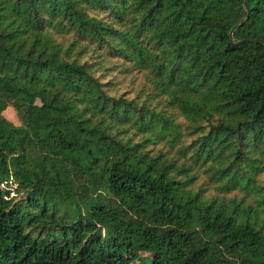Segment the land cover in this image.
<instances>
[{
    "label": "trees",
    "instance_id": "16d2710c",
    "mask_svg": "<svg viewBox=\"0 0 264 264\" xmlns=\"http://www.w3.org/2000/svg\"><path fill=\"white\" fill-rule=\"evenodd\" d=\"M263 175L264 0H0V264H264Z\"/></svg>",
    "mask_w": 264,
    "mask_h": 264
},
{
    "label": "rangeland",
    "instance_id": "374dc122",
    "mask_svg": "<svg viewBox=\"0 0 264 264\" xmlns=\"http://www.w3.org/2000/svg\"><path fill=\"white\" fill-rule=\"evenodd\" d=\"M106 67L110 71L105 81H112L116 84L117 92H127L129 97L135 96L137 93L150 92L149 87L145 85L144 77L142 73L135 72L129 68L122 66V63L118 60L108 61ZM3 118L12 123L15 126L19 125V120L17 118L16 112L12 107L6 108L2 113ZM264 183V175L261 177ZM3 189V186L1 187ZM13 190V188H12ZM212 194L213 192H209ZM11 197L13 194L11 193ZM23 195H18L17 200L23 199Z\"/></svg>",
    "mask_w": 264,
    "mask_h": 264
}]
</instances>
